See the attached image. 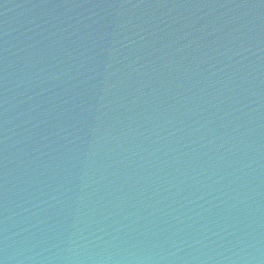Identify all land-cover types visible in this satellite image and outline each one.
Wrapping results in <instances>:
<instances>
[{"label": "water", "instance_id": "1", "mask_svg": "<svg viewBox=\"0 0 264 264\" xmlns=\"http://www.w3.org/2000/svg\"><path fill=\"white\" fill-rule=\"evenodd\" d=\"M0 264H264V0H0Z\"/></svg>", "mask_w": 264, "mask_h": 264}]
</instances>
